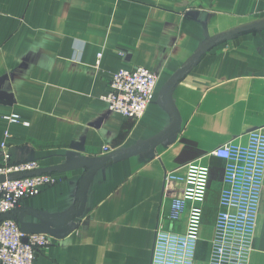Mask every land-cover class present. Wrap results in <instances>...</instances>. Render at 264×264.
Instances as JSON below:
<instances>
[{"label": "crops", "instance_id": "0c3cea01", "mask_svg": "<svg viewBox=\"0 0 264 264\" xmlns=\"http://www.w3.org/2000/svg\"><path fill=\"white\" fill-rule=\"evenodd\" d=\"M262 22L264 0H0V144L10 163L59 179L13 215L51 239L35 264H151L182 188L164 176L195 160L210 168L196 262L207 264L225 165L210 153L264 128V25L235 33ZM136 68L158 81L131 120L101 97ZM248 264H264V179Z\"/></svg>", "mask_w": 264, "mask_h": 264}, {"label": "built area", "instance_id": "2783aa9c", "mask_svg": "<svg viewBox=\"0 0 264 264\" xmlns=\"http://www.w3.org/2000/svg\"><path fill=\"white\" fill-rule=\"evenodd\" d=\"M100 57L98 54L97 59ZM157 81L158 75L145 68L121 69L112 75L109 91L101 100L110 112L139 120ZM3 120L14 124L19 117L4 116ZM245 140L243 144L231 140L210 153L225 165L207 264H248L263 188L264 128L249 131ZM0 149V217H6L0 222V264H35L37 253L49 247L51 239L45 234L22 232L13 215L23 201L57 185L59 179L39 172L35 162L10 163L7 145L1 143ZM110 151L103 147L104 154ZM209 178L210 168L198 160L165 174V186L179 183L182 188L160 217L151 264H196ZM184 214V232L172 231L170 226Z\"/></svg>", "mask_w": 264, "mask_h": 264}, {"label": "water", "instance_id": "95a60500", "mask_svg": "<svg viewBox=\"0 0 264 264\" xmlns=\"http://www.w3.org/2000/svg\"><path fill=\"white\" fill-rule=\"evenodd\" d=\"M264 25V22H262V23H260V24H257V25H254V26H251V27H248V28H245V29H241V30H239V31H237V32H235V33H238V32H243V31H245V30H251V29H255V28H257V27H261V26H263ZM232 35H234L233 33L232 34H229V35H227V36H224V37H222V38H219L220 40L221 39H224V38H227V37H230V36H232ZM219 39H217V40H219ZM215 42H216V40H215ZM214 41L212 42V43H210V44H208V45H206L200 52H199V54L188 64V66L183 70V71H186L195 61H196V59L197 58H199L208 48H210L214 43H215ZM184 73V72H183ZM123 154H117V155H113V156H111V157H109V158H107V159H105V160H103V161H101V162H98L97 164H95V165H93V167H96V166H98V165H101V164H103V163H105V162H107V161H109V160H112V159H115V158H118V157H120V156H122ZM6 217H0V222L2 221V220H4Z\"/></svg>", "mask_w": 264, "mask_h": 264}]
</instances>
